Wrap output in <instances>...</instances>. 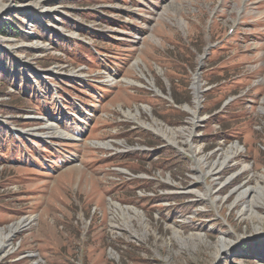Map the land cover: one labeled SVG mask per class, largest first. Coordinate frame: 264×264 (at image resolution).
Here are the masks:
<instances>
[{"label": "rangeland", "instance_id": "374dc122", "mask_svg": "<svg viewBox=\"0 0 264 264\" xmlns=\"http://www.w3.org/2000/svg\"><path fill=\"white\" fill-rule=\"evenodd\" d=\"M0 231V264H264V0H0Z\"/></svg>", "mask_w": 264, "mask_h": 264}, {"label": "bare ground", "instance_id": "6f19581e", "mask_svg": "<svg viewBox=\"0 0 264 264\" xmlns=\"http://www.w3.org/2000/svg\"><path fill=\"white\" fill-rule=\"evenodd\" d=\"M198 81V80H197ZM196 81V89H199V87H200V84H199V82H197ZM50 124H49V126L50 127H48L47 129L50 131H54V132H59V134H61V135H65V132L62 130V129H59L58 128V131H57V129H56V127L54 128V126L56 125V123L55 122H49ZM102 144V142L101 143H99V145H101ZM102 145H105V144H102ZM106 145H110V144H106ZM233 157V152H232V148H230V150L228 151V155L225 157V159H224V161H222V162H220V165L221 166H223V165H225L231 158ZM215 169V168H214ZM23 221H21V223H22ZM20 223V224H21ZM19 226H17L16 227V229L18 228ZM20 228V227H19ZM17 231V230H16ZM13 232L11 231V234H12ZM7 236V235H6ZM6 236H4V231H0V250H3L4 248L3 247H5L4 245L6 244V241H5V237ZM8 237H9V234H8Z\"/></svg>", "mask_w": 264, "mask_h": 264}]
</instances>
